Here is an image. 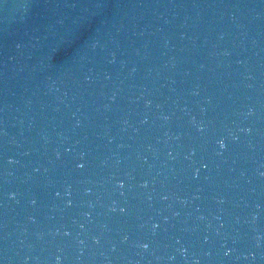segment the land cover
Masks as SVG:
<instances>
[{"label": "water", "instance_id": "95a60500", "mask_svg": "<svg viewBox=\"0 0 264 264\" xmlns=\"http://www.w3.org/2000/svg\"><path fill=\"white\" fill-rule=\"evenodd\" d=\"M0 264H264V0H0Z\"/></svg>", "mask_w": 264, "mask_h": 264}]
</instances>
